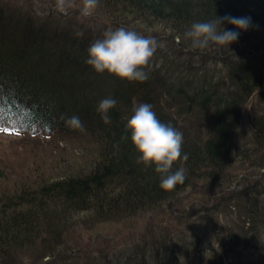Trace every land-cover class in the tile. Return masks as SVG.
Wrapping results in <instances>:
<instances>
[{
  "label": "trees",
  "instance_id": "1",
  "mask_svg": "<svg viewBox=\"0 0 264 264\" xmlns=\"http://www.w3.org/2000/svg\"><path fill=\"white\" fill-rule=\"evenodd\" d=\"M77 1L67 16L46 20L0 1V121L80 138L98 150L77 171L0 191V264L35 263L36 257L77 264L80 256L81 264H188L182 258L189 251L195 264H264V0H99L94 13L116 22L106 28L81 22ZM120 14L167 33L139 29ZM215 14L248 16L253 26L229 49H192L184 33ZM121 23L163 45L142 83L97 74L86 63L89 46ZM106 97L117 101L107 124L97 111ZM139 103L151 104L162 122L183 133L188 159L172 171L183 167L186 180L173 190H162L154 168L137 163L125 128ZM249 104L254 115L248 131L242 123ZM73 115L83 130L66 126ZM199 183L210 185L211 193L191 202L188 192L172 204ZM189 202L194 215L217 218L211 237L168 238L153 226L146 228L151 236L145 242L113 253L84 246L103 224L126 225L170 207L184 212Z\"/></svg>",
  "mask_w": 264,
  "mask_h": 264
},
{
  "label": "rangeland",
  "instance_id": "2",
  "mask_svg": "<svg viewBox=\"0 0 264 264\" xmlns=\"http://www.w3.org/2000/svg\"><path fill=\"white\" fill-rule=\"evenodd\" d=\"M12 4L15 10L24 7L27 4L28 9H31L36 17L46 20L52 18L54 12L55 0H0ZM82 5V0H79ZM72 6L78 7L77 0H71ZM30 7V8H29ZM97 10V9H96ZM25 14H30L28 11L23 10ZM122 11H119V13ZM59 13V12H58ZM87 25L95 26L97 21L106 28L107 24H115L116 22L106 18L103 12L94 13L89 17L79 15L78 19ZM118 19H126L127 22L132 23L134 26L142 30H148L152 33L154 31L167 33L163 28H150L147 23L136 20L134 17L122 15L117 16ZM55 19V18H54ZM116 25V24H115ZM122 27L133 30L132 26L125 23L120 24ZM158 33V32H156ZM253 106L249 104L244 112V119L242 126L246 130H250L251 121L253 116ZM63 134H47L37 129L33 131H21V128L16 129L13 125H4L0 121V191L4 189L15 192L19 190L24 182H31L36 178H51L57 177L59 174L77 171L83 168L85 161L96 155L98 150L92 146L88 141L76 137H66ZM73 169V170H72ZM199 186L189 187L187 192L180 193L173 201L172 204H178L189 192L191 199L196 202L195 197L211 193L209 192L210 185L206 183H199ZM199 194V195H198ZM189 202L184 212L179 211L176 207L164 209L162 213L146 214L140 218H135L133 222L120 225V224H103L100 228V234L93 235L92 239L84 240V246L95 250H105L107 253H113L116 250L126 249L138 242H145L146 237H150L151 233L146 232V228L156 226V228H163L167 237L177 236L182 233L187 237L197 235L208 238L213 234L210 230L213 228L216 217H207L203 215H194L195 208H192L193 203ZM186 216L188 219H186ZM85 219L78 218L76 224L85 223ZM224 219V217H223ZM156 224V225H154ZM90 225V224H88ZM215 225V224H214ZM125 226V228H124ZM91 244V245H90ZM93 251V250H90ZM34 252L31 250L29 253L22 255L31 256ZM29 254V255H27ZM32 258V257H31ZM41 258V257H40ZM39 258V259H40ZM35 263L28 264H47L51 257H45L44 260H39L37 257L32 258ZM183 261L188 264H195V259L191 251L183 255ZM84 262L80 256L77 264Z\"/></svg>",
  "mask_w": 264,
  "mask_h": 264
},
{
  "label": "clouds",
  "instance_id": "3",
  "mask_svg": "<svg viewBox=\"0 0 264 264\" xmlns=\"http://www.w3.org/2000/svg\"><path fill=\"white\" fill-rule=\"evenodd\" d=\"M98 6L99 0H82L81 15L91 16ZM53 7L56 12L67 16L72 7L71 0H55ZM225 24L232 27L226 29L223 27ZM252 26L251 17L248 16L225 14L218 17L215 14L211 20L193 22L184 33V39L191 41L194 50L205 51L213 47L229 49V45L238 41L240 34ZM162 46L156 39L145 38L124 27L109 29L103 33L102 38L89 46L86 63L97 74L107 73L122 80L142 83L148 79L145 69ZM116 103L111 97L99 102L97 111L104 123H110L108 112ZM65 124L73 130H83L78 116L66 118ZM125 130L130 132L131 143L138 154L137 163L154 168L160 175L159 186L162 190H173L176 185L185 182L186 172L183 167L172 171L177 161L188 159L186 154H182L183 133L171 124L162 122L151 104H134Z\"/></svg>",
  "mask_w": 264,
  "mask_h": 264
}]
</instances>
